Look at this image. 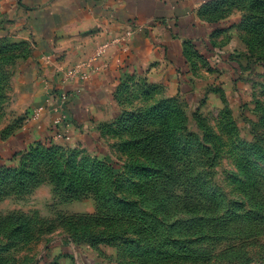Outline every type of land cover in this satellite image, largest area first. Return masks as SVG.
<instances>
[{"label":"rangeland","instance_id":"374dc122","mask_svg":"<svg viewBox=\"0 0 264 264\" xmlns=\"http://www.w3.org/2000/svg\"><path fill=\"white\" fill-rule=\"evenodd\" d=\"M2 1L0 264H264V0L224 3L230 70L220 55L201 94L61 141L31 132L47 78Z\"/></svg>","mask_w":264,"mask_h":264},{"label":"crops","instance_id":"0c3cea01","mask_svg":"<svg viewBox=\"0 0 264 264\" xmlns=\"http://www.w3.org/2000/svg\"><path fill=\"white\" fill-rule=\"evenodd\" d=\"M3 1L24 38L32 42L33 61L47 78L36 91L40 102L46 92L47 98L43 117L30 124L33 134L49 126L51 135L60 120L61 140H85L89 132L87 136L96 139L101 127L117 123L129 111L126 105L149 110L183 95L186 87L191 94H201L195 81L215 74L220 55L230 70L224 39L231 24L221 17L227 0ZM101 47L105 49L95 62L98 71L90 78L67 75ZM62 96L66 100L58 105ZM66 254L46 263L124 264L119 256L111 262L93 258L89 248L76 256V263Z\"/></svg>","mask_w":264,"mask_h":264},{"label":"built area","instance_id":"2783aa9c","mask_svg":"<svg viewBox=\"0 0 264 264\" xmlns=\"http://www.w3.org/2000/svg\"><path fill=\"white\" fill-rule=\"evenodd\" d=\"M104 49L105 47H101V49L99 50V52L97 53V55L91 59L88 63H84V64H76L72 69H70L67 73V75L71 78H81V79H87L90 78L91 75L94 72L98 71V68L95 65V62L97 61V59L104 53ZM85 68H89V72L85 71ZM66 100V97L62 96L57 98V104L58 105H62L64 104ZM60 120L56 121L54 123V130H53V137L55 140L59 141L62 139V135H61V131H60Z\"/></svg>","mask_w":264,"mask_h":264},{"label":"trees","instance_id":"16d2710c","mask_svg":"<svg viewBox=\"0 0 264 264\" xmlns=\"http://www.w3.org/2000/svg\"><path fill=\"white\" fill-rule=\"evenodd\" d=\"M165 106H166V102L164 101V102H161L160 104H158L157 106H155V107H153L151 109L155 110V111H159V110L161 111V109H163ZM151 109H149V110H151ZM94 185H97V184L94 183ZM113 209H115V208L114 207L113 208H111V207L109 208V210H111V211H113ZM116 211L117 212H115V217H116L117 220H120L123 216L121 215V213L118 210H116Z\"/></svg>","mask_w":264,"mask_h":264}]
</instances>
